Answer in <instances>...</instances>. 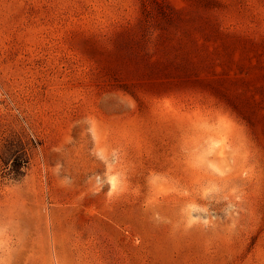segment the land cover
I'll use <instances>...</instances> for the list:
<instances>
[{
    "label": "rangeland",
    "instance_id": "rangeland-1",
    "mask_svg": "<svg viewBox=\"0 0 264 264\" xmlns=\"http://www.w3.org/2000/svg\"><path fill=\"white\" fill-rule=\"evenodd\" d=\"M0 264H264V0H0Z\"/></svg>",
    "mask_w": 264,
    "mask_h": 264
}]
</instances>
